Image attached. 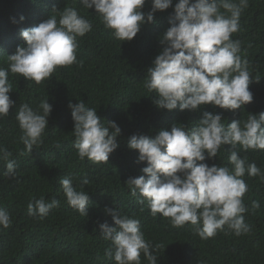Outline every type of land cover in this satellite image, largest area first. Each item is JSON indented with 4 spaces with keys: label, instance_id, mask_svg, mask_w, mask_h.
Returning a JSON list of instances; mask_svg holds the SVG:
<instances>
[{
    "label": "trees",
    "instance_id": "1",
    "mask_svg": "<svg viewBox=\"0 0 264 264\" xmlns=\"http://www.w3.org/2000/svg\"><path fill=\"white\" fill-rule=\"evenodd\" d=\"M176 2L173 0L167 10L157 11L155 22L144 23L131 41H120L104 27L95 9H85L80 0H0L2 67L8 66L7 56L14 54L18 46H26L21 31L57 15L52 12L54 8L62 11L73 7L92 24L90 32L77 37L76 57L82 66H59L39 84L9 72L13 86L9 95L16 105L0 118V145L12 153L9 159L15 161L16 176H4L6 163L0 161V207L10 213L12 220L10 227H0V264H116L114 258L105 255L111 241L104 239L99 227L105 222L115 226L105 208L140 221L146 241L155 249L157 264H264V180L260 177L247 173L242 177L248 186L242 198L248 209L245 223L251 231L236 236L225 226L206 240L194 232L195 226L190 223L174 227L161 214L153 217L146 202L138 203V197H133L125 184L130 177L145 175L142 169L147 166L146 162H138V151L128 147L132 135L154 138L174 123L191 128L204 111L221 113L226 126L264 112V0H248L239 31L231 36L240 41L241 58L248 61L252 102L237 110L206 104L197 111H169L155 105L156 94L147 90L144 79L162 50L159 39L170 27ZM151 7L152 0H145L142 11L147 13ZM47 99L52 112L43 142L29 152L20 141L22 132L16 113L23 103L38 110L40 102ZM80 100L97 110L105 126L115 121L121 129L119 147L107 163L81 160L73 147L74 122L68 104ZM232 150L231 145L221 146L217 158L204 162L231 169L228 157ZM236 150L241 158L246 157L264 171V150L244 151L239 145ZM62 178L71 179L78 191L88 193L87 216L67 203L59 183ZM84 178L88 180L86 185L81 183ZM41 197L48 202L60 201L42 219L27 211L28 203ZM253 201L259 202L258 209L252 207ZM141 264H149L142 253Z\"/></svg>",
    "mask_w": 264,
    "mask_h": 264
},
{
    "label": "clouds",
    "instance_id": "2",
    "mask_svg": "<svg viewBox=\"0 0 264 264\" xmlns=\"http://www.w3.org/2000/svg\"><path fill=\"white\" fill-rule=\"evenodd\" d=\"M85 9H95L101 23L120 41H131L144 23H154V14L173 6V0H152L151 10L142 11L145 0H80ZM248 0H177L170 17V27L159 39L162 50L153 60L144 79V86L154 92L155 105L160 109L197 111L211 104L225 110L241 109L252 102L249 90L251 74L248 61L241 58V43L232 34L239 31V20ZM223 9L224 11H221ZM24 29L21 36L26 46H18L7 56V67L0 66V118L16 105L9 93L13 86L9 72L37 84L49 78L59 66H70L77 61V37L92 29L88 19L73 7ZM23 20V17H21ZM74 122V143L79 159L93 163H107L109 155L119 145L121 129L115 121L103 124L97 110L80 100L69 102ZM52 105L40 102L38 110L27 103L20 105L15 119L22 132L20 141L27 151L43 142ZM221 113L204 111L191 128L174 123L170 130H161L154 137L132 135L128 147L138 151V162H146L145 175L130 177L125 184L138 203L146 205L155 217L161 214L174 227L190 223L201 239L216 235L225 226L236 236L251 231L245 223L248 211L243 196L248 186L242 177L264 180V171L236 150H264V112L250 114L245 121L233 120L227 126ZM111 129V130H110ZM231 145L228 162L233 167L205 163L217 158L221 146ZM12 153L0 145V161L6 163L4 176L15 178L16 164L9 159ZM59 183L67 203L82 216H87L89 195L78 191L69 178ZM82 185L88 184L84 178ZM60 201L50 202L43 197L27 205L30 216L44 218L58 207ZM252 207H260L253 201ZM114 222L100 224L102 236L111 241L105 255L116 264H141V253L149 264H157L153 245L146 241L140 221L121 215L116 209L105 208ZM10 213L0 207V227H10ZM156 248L159 245L155 246Z\"/></svg>",
    "mask_w": 264,
    "mask_h": 264
}]
</instances>
